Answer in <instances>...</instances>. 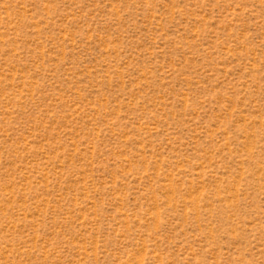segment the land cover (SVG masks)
Returning a JSON list of instances; mask_svg holds the SVG:
<instances>
[{
    "label": "rangeland",
    "instance_id": "1",
    "mask_svg": "<svg viewBox=\"0 0 264 264\" xmlns=\"http://www.w3.org/2000/svg\"><path fill=\"white\" fill-rule=\"evenodd\" d=\"M0 264H264V0H0Z\"/></svg>",
    "mask_w": 264,
    "mask_h": 264
}]
</instances>
